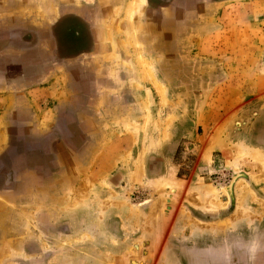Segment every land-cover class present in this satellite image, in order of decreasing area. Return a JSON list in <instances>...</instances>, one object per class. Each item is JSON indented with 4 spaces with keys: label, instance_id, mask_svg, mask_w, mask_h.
Listing matches in <instances>:
<instances>
[{
    "label": "rangeland",
    "instance_id": "rangeland-1",
    "mask_svg": "<svg viewBox=\"0 0 264 264\" xmlns=\"http://www.w3.org/2000/svg\"><path fill=\"white\" fill-rule=\"evenodd\" d=\"M152 4L154 98L107 129L105 167L0 175V264H264V0Z\"/></svg>",
    "mask_w": 264,
    "mask_h": 264
},
{
    "label": "crops",
    "instance_id": "crops-1",
    "mask_svg": "<svg viewBox=\"0 0 264 264\" xmlns=\"http://www.w3.org/2000/svg\"><path fill=\"white\" fill-rule=\"evenodd\" d=\"M133 1L0 0V175L6 181L20 177L19 187L28 188L33 177L76 160L105 167L107 129L125 113L133 119L141 102L154 98L149 81L141 87L138 68L140 57L156 62L159 45L146 20L154 5L135 0L129 19ZM158 57L165 61L164 53ZM7 217L0 224L10 222L11 212Z\"/></svg>",
    "mask_w": 264,
    "mask_h": 264
},
{
    "label": "flooded vegetation",
    "instance_id": "flooded-vegetation-1",
    "mask_svg": "<svg viewBox=\"0 0 264 264\" xmlns=\"http://www.w3.org/2000/svg\"><path fill=\"white\" fill-rule=\"evenodd\" d=\"M157 1L165 2L166 0H157ZM133 3H135V0L131 3V6L133 5ZM135 5H136V3H135ZM131 6H129V7L131 8ZM126 14L129 16L128 9H127V13Z\"/></svg>",
    "mask_w": 264,
    "mask_h": 264
},
{
    "label": "bare ground",
    "instance_id": "bare-ground-1",
    "mask_svg": "<svg viewBox=\"0 0 264 264\" xmlns=\"http://www.w3.org/2000/svg\"><path fill=\"white\" fill-rule=\"evenodd\" d=\"M135 9V8H134ZM161 92V91H160ZM162 94V93H161Z\"/></svg>",
    "mask_w": 264,
    "mask_h": 264
}]
</instances>
